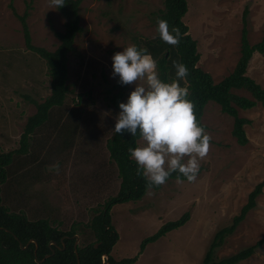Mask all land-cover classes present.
I'll return each instance as SVG.
<instances>
[{
    "label": "rangeland",
    "instance_id": "1",
    "mask_svg": "<svg viewBox=\"0 0 264 264\" xmlns=\"http://www.w3.org/2000/svg\"><path fill=\"white\" fill-rule=\"evenodd\" d=\"M187 4L182 19L197 41V65L214 81L229 74L240 55L245 7L249 42L264 40V0H187ZM162 7L163 0L81 1L83 29L74 40L78 55L69 54L67 62L70 92L36 128L27 153L15 154L7 167L1 195L10 211L24 212L29 219L48 218L62 230L75 226L77 245L95 241L86 224L120 184L106 141L120 112L119 103L126 102L135 88L122 86L118 76L112 77L111 58L131 44L141 45L144 39L155 37V13ZM25 11L35 46L55 49L59 44L56 31L64 30L65 18L49 7V0H0L1 152L20 147L27 117L36 111L35 102L50 92L44 59L25 45L18 17ZM246 72L264 88V54L254 52ZM234 91L250 96L246 90ZM117 93L121 96L115 105ZM238 113L249 119L244 125L245 144H239L232 134V116L214 101L205 105L202 121L211 140L194 182L169 179L158 190L148 189L139 200L111 207V221L119 234L110 251L114 259L138 255L131 264H201L215 232L231 222L248 193L264 178V109L257 103ZM57 163L59 174L48 170ZM185 211L190 216L182 226L138 253L144 237ZM263 237L264 186L254 207L215 249L214 256L217 260L228 257ZM235 264H264V241Z\"/></svg>",
    "mask_w": 264,
    "mask_h": 264
},
{
    "label": "trees",
    "instance_id": "2",
    "mask_svg": "<svg viewBox=\"0 0 264 264\" xmlns=\"http://www.w3.org/2000/svg\"><path fill=\"white\" fill-rule=\"evenodd\" d=\"M81 1L65 0V5L58 8L65 18V23L63 31H56L59 44L53 50L33 45L26 21L27 11L18 15L22 24L26 47L39 54L46 63L50 78V92L41 102H35L36 111L27 117L24 130L20 136V147L7 152L0 151V227L8 229L7 231L0 228V264H77V255L80 264H102L104 253L108 256L109 264L134 263L138 255L116 260L110 254L112 246L119 238V234L111 221V207L116 203L139 200L148 189L158 190L162 186L148 188L145 179L136 175L137 165L135 161L129 158L128 148L137 147L139 135L131 137L129 134H124L121 136L113 131L106 141V147L117 168L120 184L116 194L107 199L90 222L86 224L94 234V242L82 246L77 245L75 249V226L68 230H62L51 224L48 218L29 219L24 212L10 211L2 202L1 187L7 180V167L12 163L15 154L27 153L30 138L36 128L49 119L51 109L61 106L70 92L67 83V62L69 54L75 53L78 55L74 40L76 35L83 29L80 25L79 14ZM187 9V0H163V7L155 13L154 21L156 24L159 17L168 22L170 30L172 27L179 28L182 38L178 46L163 42L159 34L153 38L144 39L142 44L137 46L146 48L157 61L161 79L166 82L176 78L173 61L186 65L189 75L186 79L180 81V85L189 91L188 99L194 103V112L198 123L206 129V125L202 121L204 108L207 102L214 101L219 104L222 112L233 117L232 134L239 144H245L247 136L244 125L249 122V119L240 116L238 109H249L257 103H260L264 109V88L246 72L253 53L264 54V40L254 44L249 42L246 18L248 11L245 7L242 17L240 55L232 71L219 81H214L209 72L197 65L200 57L197 41L190 35L188 26L182 19ZM236 89L246 90L250 96L239 94L234 91ZM87 94L89 95V92ZM120 96V93L114 95L113 102L115 105H118ZM178 175L179 173H173L169 179H177ZM180 179L187 180L182 175ZM263 186L264 178L256 183L248 193L246 202L240 208L239 213L232 217L231 222L215 232L204 253L201 264H235L248 258L254 247L264 241L263 237L253 246L241 249L228 257L217 260L214 256L215 249L223 243L226 236L232 234L238 224L245 218L247 212L254 207L255 198L261 193ZM189 216V212L185 211L179 218L164 222L154 233L140 241L138 253L142 252L148 243L154 242L167 232L182 226L189 219ZM13 233L17 238L14 237ZM30 239H35V241H31L27 248L23 249L19 246V241L24 245ZM51 241H54L55 244H50ZM35 247L39 260L49 254L41 262L35 260ZM51 248L54 249L53 254H50Z\"/></svg>",
    "mask_w": 264,
    "mask_h": 264
},
{
    "label": "clouds",
    "instance_id": "3",
    "mask_svg": "<svg viewBox=\"0 0 264 264\" xmlns=\"http://www.w3.org/2000/svg\"><path fill=\"white\" fill-rule=\"evenodd\" d=\"M65 0H49L50 8H60ZM160 39L178 46L181 33L178 27L169 29L168 22L157 18ZM112 77L118 83L135 85L126 102L119 103L113 131L118 135H139L141 143L128 148L129 158L135 161L136 175L146 181L148 188L161 186L173 173H179L194 182L200 169V160L209 152L211 137L201 126L194 112L189 91L180 81L189 70L181 62L173 61L175 79H161L157 61L146 48L131 44L112 56ZM143 81L144 83H139ZM59 174V163L48 169Z\"/></svg>",
    "mask_w": 264,
    "mask_h": 264
},
{
    "label": "water",
    "instance_id": "4",
    "mask_svg": "<svg viewBox=\"0 0 264 264\" xmlns=\"http://www.w3.org/2000/svg\"><path fill=\"white\" fill-rule=\"evenodd\" d=\"M0 228H3V229H5V230L8 231V229L5 228V227H0ZM13 235H14V237L17 238V236H16L14 233H13ZM74 237H75L74 247H75V249H76L77 241H78V239H79V236H78L77 234H74ZM18 241H19V240H18ZM31 241H35V239H30V240H28L24 245L21 243V241H19V246H20L21 248L25 249V248H27L28 244H29ZM51 243L55 244L54 241H51L50 244H51ZM53 253H54V249L51 248V253H50V254H53ZM48 255H49V254H46L41 260H39V259L37 258V255H36V247H35V249H34V257H35V260H36L37 262H41V261H43ZM77 264H80V259H79V256H78V255H77ZM102 264H109L108 256H107V254H105V253L102 255Z\"/></svg>",
    "mask_w": 264,
    "mask_h": 264
}]
</instances>
